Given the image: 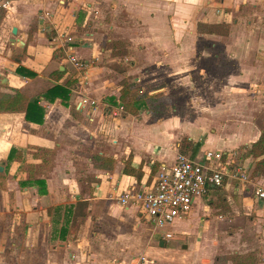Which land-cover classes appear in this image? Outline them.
<instances>
[{
    "label": "crops",
    "instance_id": "1",
    "mask_svg": "<svg viewBox=\"0 0 264 264\" xmlns=\"http://www.w3.org/2000/svg\"><path fill=\"white\" fill-rule=\"evenodd\" d=\"M263 16L264 0H11L0 10V199L8 208L0 216L11 209L10 230L22 226L28 244L46 241L51 254L72 247L78 260H119L130 253L117 246L131 239L147 250L160 227L152 230L148 215L117 197L130 188H151L159 168L182 153L184 138L199 143L195 153H185L196 161L207 163V151H220L224 175L220 186L195 197L173 221L178 240L189 236L191 242L182 244L185 254L174 258L176 264L226 263L219 262L225 255L204 256L214 248L204 246L203 235L209 243L217 237L205 231L198 236L196 227L204 216L214 221L219 198L233 207L238 199L255 213L254 231L238 229L227 238L239 253L254 244L256 254H247L264 264V205L252 196L254 183L234 175H248L249 163L237 164L240 148L264 132V80L258 74L264 67ZM221 23L229 25L227 35L205 29ZM114 41L120 44L113 47ZM114 50L123 55L112 56ZM70 53L86 66L93 57L101 62L78 71L67 60ZM78 78L83 81L68 87L67 98L45 93ZM122 81L162 93L164 114L153 118L141 100L138 114H123L112 105ZM32 99L43 109L42 122H34L38 110L30 111L34 121L25 118ZM127 160L134 170L129 174L123 172ZM77 217L75 238L66 240L61 231ZM174 244L167 249L175 250Z\"/></svg>",
    "mask_w": 264,
    "mask_h": 264
},
{
    "label": "rangeland",
    "instance_id": "2",
    "mask_svg": "<svg viewBox=\"0 0 264 264\" xmlns=\"http://www.w3.org/2000/svg\"><path fill=\"white\" fill-rule=\"evenodd\" d=\"M245 9H243V12L245 11ZM205 29H210L217 32L218 34H223V35H227L229 33V25L224 23L216 24L212 26H205ZM209 40L210 39L205 40L203 38H200V43L209 44L210 43ZM119 55L122 56L123 53H120ZM185 56H188V58H192L190 53L186 54ZM100 62L101 61H99L94 57L90 58L87 63V66L88 65L89 66L87 67L85 65V68L89 69L90 65L92 64L96 65L97 63ZM222 62L226 63L227 61H225L223 58ZM117 69L119 70L121 68H117ZM70 73L75 74V70L70 68ZM258 74L260 75V83H261L264 80V67L258 69ZM70 80L74 81V83H72L71 86H73V84L77 85L78 82L80 84V82L83 81L82 78L76 79L77 81L75 79H70ZM260 95H264V91ZM249 146H243L240 148V151H243V154L237 157L238 158L237 164L243 167L244 165H246V163H249L247 168L246 166H244V168L247 169L246 171L248 174L247 180H244L246 181L244 182L245 184L252 182L254 183L253 185H255V188L264 189V173H259L258 171H256L257 160L247 155L246 151ZM231 169L235 171L233 167H231ZM3 183H4L3 180H1L0 185H2ZM239 183H243V182H239ZM252 196L258 199L257 196L255 195V190L252 193ZM258 200L261 204L264 205V200L261 199ZM213 204L215 203L213 202ZM235 205L236 207H233L231 202L219 198L214 208V213H213L214 221L209 223L207 219L204 220V218L206 217L204 216L201 219L200 223L196 225L198 230V236L201 235V231L202 232L205 231V233L207 232L214 233V235H216L217 237L216 239H214L213 243H209L208 241H211L210 240L211 238L209 236L206 238L203 235V243H205L204 246L206 248H208V246H212L214 248V249H210V251H205V254H208V256L204 255L205 257H210L212 259L215 256L225 255L227 256V258L225 260L219 259L220 263L223 261L226 262L225 264H228V262L235 264L234 262L228 260L229 258L236 256V254H247L248 252H253V253L255 252L256 254L257 250L256 251L253 250V248L255 247L254 244L242 245L241 247L243 249H247L248 252L239 253L238 252L239 250L237 248H233L234 246L230 244L228 241L227 236L230 233L234 232L235 230L242 229L240 231L244 230L245 233L247 232L246 229H250L251 232L255 230L254 226L251 225V223H253L254 219L256 218L255 213L252 212L251 209L249 210V208H247L248 209L247 210L244 209L242 206H240L241 203L238 199H235ZM3 207L6 208V206H4L3 199H0V209H2ZM6 209L8 210V208ZM5 215L6 217H3L2 214L0 216V264H150L149 262H145L144 260H142V257L155 259L154 260L155 262L152 264H176L177 260H175L174 258L182 257V255L179 254L180 252L185 254L184 251H181V249H183L182 244H186V245H189V243L191 244L189 236H187L184 239L178 240L180 234L177 226L175 224L173 225L172 222L171 224L163 225L162 227H160V234H158L157 236L151 239L152 242L148 244L151 245V247H148L147 250L145 249L146 247H144L143 245L138 246V243H136L137 241L135 242L132 241L131 239L130 242H121L119 246H117L121 253L123 251H128L130 253L129 256L120 254L122 256L120 257L119 260H112V259L111 260H107V259L78 260L77 258L76 259L73 258V256L69 253L74 251V248L72 247L67 249L57 248L54 250L56 252L51 254L48 253L50 250H52L50 249L51 244L46 241H41L39 244H35L34 246L28 244V242H26L27 240L24 238L25 231L24 229H22V226L21 228L18 226V230L17 229H15L14 231L10 230L9 226L11 224V221H13L11 209L10 211H6ZM233 216L236 217L234 224L229 223L228 219L222 218V217H227V218L229 217L232 219ZM17 220L19 221L18 215L16 221ZM150 228L154 230L156 226L150 225ZM172 234H174L173 236H175L174 240L172 238V240L169 241L168 239L171 237ZM160 241L164 242L163 246L161 247L159 246ZM168 243L169 245L175 243L174 247L176 249L175 250L170 248L167 249ZM64 250L66 253L62 252ZM151 255L152 257H150ZM45 256H47V258H44ZM257 259L258 258H256V260Z\"/></svg>",
    "mask_w": 264,
    "mask_h": 264
},
{
    "label": "built area",
    "instance_id": "3",
    "mask_svg": "<svg viewBox=\"0 0 264 264\" xmlns=\"http://www.w3.org/2000/svg\"><path fill=\"white\" fill-rule=\"evenodd\" d=\"M10 1L0 0V10L8 8ZM67 60L78 71L85 70V64L73 53L67 55ZM221 157L220 151H207V163H202L188 154L178 153L172 165L159 168L151 188H130L120 193L117 200L122 205L138 208L152 219L156 227L171 224L190 209L195 197L205 194L210 186L222 184L224 167L219 164ZM213 162L218 164L214 166ZM234 175L242 181L247 180V175L240 170ZM254 190L255 195L264 200V189Z\"/></svg>",
    "mask_w": 264,
    "mask_h": 264
},
{
    "label": "trees",
    "instance_id": "4",
    "mask_svg": "<svg viewBox=\"0 0 264 264\" xmlns=\"http://www.w3.org/2000/svg\"><path fill=\"white\" fill-rule=\"evenodd\" d=\"M119 41H114L112 43L113 47L118 46ZM122 52H116L115 50L111 52L112 56H115L116 54H120ZM16 71H19V69L16 68ZM30 75H33L32 73L28 72ZM58 73L62 74L63 71H58ZM74 83L72 80H68L65 84H56L52 87L48 88L46 90L47 93H52L53 95H60L62 98H67L69 93V88L71 87V84ZM143 101V109L147 111L153 118L157 119L161 117L165 112L166 107V98L162 93H152L149 94L146 91H142L138 86H131L127 84V81H122L121 87H120V96L119 97H113L112 98V105L116 107L121 108V112L123 114H138L140 106L138 104V101ZM40 111V116L36 121H34L33 114L30 113V111ZM42 116H43V109L37 104V99L31 100L26 107V115L25 118L29 121L34 122H42ZM180 152L186 153L187 151H191L192 153H195L197 151V148L199 147V143H196V145L192 144L191 142H188L186 139L180 140ZM11 152V151H10ZM247 155L256 159V171L259 173H264V132L260 134L258 139L250 144L246 151ZM103 159L101 157L97 158ZM97 160V161H98ZM106 161H109V163H112V160L104 159ZM95 165L100 166V164L94 163ZM124 173H132L134 170L129 166V161L127 160L124 167H123ZM3 175H0V181L3 180ZM38 184L44 185V182L41 180H36ZM75 217V215L73 216ZM72 217V219H73ZM78 217L73 220L71 227H66L61 231V236L64 237L66 240L74 239L75 235H73L72 227L74 228V232L78 229V223H79ZM73 233V234H72ZM220 258V257H218ZM232 262L235 264H254V257L252 254H236V256L230 258Z\"/></svg>",
    "mask_w": 264,
    "mask_h": 264
},
{
    "label": "water",
    "instance_id": "5",
    "mask_svg": "<svg viewBox=\"0 0 264 264\" xmlns=\"http://www.w3.org/2000/svg\"><path fill=\"white\" fill-rule=\"evenodd\" d=\"M12 31L15 32V31H16L15 28H13ZM1 169H2V166H0V170H1ZM163 244H164V242H163V241H160L159 245H163ZM184 246H185V245H184Z\"/></svg>",
    "mask_w": 264,
    "mask_h": 264
}]
</instances>
